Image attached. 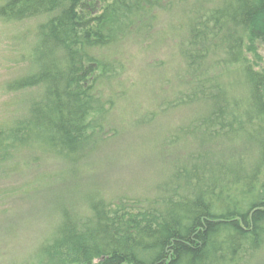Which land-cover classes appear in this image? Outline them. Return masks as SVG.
Segmentation results:
<instances>
[{
	"label": "trees",
	"instance_id": "16d2710c",
	"mask_svg": "<svg viewBox=\"0 0 264 264\" xmlns=\"http://www.w3.org/2000/svg\"><path fill=\"white\" fill-rule=\"evenodd\" d=\"M164 15L182 19L181 35L169 41L177 49L149 60L152 47L173 51L157 28ZM0 19L33 21L31 44L18 57L30 67L5 89L36 88L13 117L0 119V178L25 162L91 168L85 160L118 133L111 110L131 105L137 71L124 78L128 53L175 67L157 111L133 127L189 111L168 128L165 145L180 142L183 152L150 196L80 198L33 252L9 264L264 261V68L256 61L264 0H0ZM125 43L138 52L122 56Z\"/></svg>",
	"mask_w": 264,
	"mask_h": 264
},
{
	"label": "rangeland",
	"instance_id": "374dc122",
	"mask_svg": "<svg viewBox=\"0 0 264 264\" xmlns=\"http://www.w3.org/2000/svg\"><path fill=\"white\" fill-rule=\"evenodd\" d=\"M181 20L179 16L162 17L161 25L157 28L161 29L165 42L173 51L167 49L166 45L160 46L157 51L152 47L147 52H153L149 54L152 55L149 60L155 57V60L160 61L167 56L165 50L172 55L177 49L169 41L181 35L178 33ZM32 24V20L20 23L0 19L1 120L13 117L12 112L22 108V104L36 92V88L30 87L15 92L5 89L6 83L24 76L30 67L27 61L18 57L31 44L32 36L26 33V29ZM124 47L127 48L128 43L119 45L123 51L126 50ZM129 51L137 53L138 48L131 46L121 52L122 56ZM257 51L261 58L256 61L264 68V46L257 44ZM129 54V64L123 76L126 79L133 78V67L137 71L134 76L136 85L131 92V105L125 106L126 112L111 110L108 120L119 124L118 133L114 138L99 144L95 153L85 160V163L92 162L91 168L83 173H71L59 171L66 165L58 168L53 160L31 167L25 162L8 176L4 175L6 178H0V264L20 262L23 256L33 252L52 231L54 223L63 213L73 214L72 203L80 198L96 200L99 196H104L106 200H112L120 195L150 196L171 169V159L176 153L183 152L180 142L169 147L163 139L168 128L177 121H182L188 110L168 111L150 124L132 126L134 119H142L147 112L157 111L155 101L161 97L162 87L166 86L169 78L173 79L175 67L173 68L172 61L167 60L163 67L158 68L147 63L146 56L140 58V54L135 57ZM128 55L133 59L129 60ZM9 102L11 104L8 107ZM187 125L189 119L184 123V126ZM57 204L66 209H60L56 213ZM44 260H41L42 263L37 261L36 264H54L52 260ZM252 264H264V261L255 260Z\"/></svg>",
	"mask_w": 264,
	"mask_h": 264
}]
</instances>
